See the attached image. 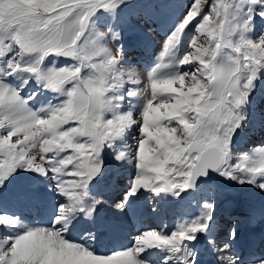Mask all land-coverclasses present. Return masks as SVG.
<instances>
[{
    "label": "rangeland",
    "instance_id": "1",
    "mask_svg": "<svg viewBox=\"0 0 264 264\" xmlns=\"http://www.w3.org/2000/svg\"><path fill=\"white\" fill-rule=\"evenodd\" d=\"M101 2L0 0V179L5 178V169L17 163L26 164L28 159L36 157L38 162L48 163L43 176L52 177L56 186L65 179H72L51 170L59 159L70 153L61 162L67 167L76 159L92 158L87 145L106 138L112 145L100 152L102 170L98 178L112 167H124L123 171L131 176L121 181L131 182L141 171L143 175L137 179L142 182V189L137 191L139 195H132L138 197L140 205L146 199L152 204L154 196L160 195L179 200L189 208L198 204L202 210L203 204L210 201L196 200L198 195L192 194L194 185L184 191L175 187L192 181L190 172L196 155L189 150V144L218 141L228 153V164L223 165L228 170L245 163L251 167L252 161L258 162L261 154L256 152L257 158L248 154L264 148V137L256 133L253 126L256 118L264 121V68L259 70L247 102L240 106L250 67L264 62V19L259 17L258 9L253 13L256 0H195L193 4L192 0H123L113 9L118 16L112 10L99 14L97 11L101 9H97L87 17L89 6ZM135 9L139 14L133 11ZM78 15L86 28L82 37L77 33L72 38L70 26ZM101 17L108 20L107 24L99 23ZM178 24L172 36L175 46L165 54V43ZM94 31L101 32L102 37ZM109 31L113 36L108 40ZM135 39L145 43L142 49L154 43L159 46L153 67H147L145 73L140 70L141 84L130 74L133 66H139L143 59L138 47L136 53L140 58L126 56L130 57L127 58L129 64L126 59L116 64L111 62L119 60L116 47L136 45L132 42ZM64 40L71 42L62 43ZM153 68L155 71L150 76ZM9 69L14 73L12 76H6ZM96 72L99 75L94 77ZM4 79H10L13 85L2 83ZM14 90L20 97L14 95ZM138 93L143 98L139 103L143 101V104L136 107L135 99H131L138 98ZM85 115L90 126H77L74 121L82 120ZM244 116L242 127L232 135ZM72 117L77 120H70ZM49 152L52 153L48 157L50 162L43 161V155ZM60 152L65 153L55 156ZM119 154L123 159L117 161L115 156ZM245 156L250 159L245 161ZM34 173L17 167L12 174L29 179ZM234 175L235 180L218 172L214 174L216 183H210L217 185L216 197L212 199L213 211L223 202L260 201L258 197L263 196L256 178L252 184H240L238 179L247 181L248 174L237 171ZM8 188L11 189L7 185L5 191L0 192L1 199L6 200L4 195H9ZM154 189L162 191L154 193ZM211 194L209 188L206 195L211 197ZM59 198L66 199L63 195ZM200 214L201 211L199 215L188 214L178 221L190 223ZM3 218L0 214V219ZM83 220L87 223L84 228H88L87 217ZM176 224L175 220L174 226ZM238 229L243 230L244 225ZM8 232L0 231V264H23L11 254L17 245L15 238L12 247L4 248L8 241L3 233ZM172 233L158 234L170 236ZM203 235L198 233L191 241L197 243H191L194 249L198 246L196 251L201 249ZM63 236H58L57 240L69 242L64 241ZM134 242H129V248L124 249H131ZM213 244L218 245V241ZM164 253L166 257L178 255L168 249ZM140 259L144 264H154ZM171 259L170 264H174L176 257Z\"/></svg>",
    "mask_w": 264,
    "mask_h": 264
},
{
    "label": "snow or ice",
    "instance_id": "2",
    "mask_svg": "<svg viewBox=\"0 0 264 264\" xmlns=\"http://www.w3.org/2000/svg\"><path fill=\"white\" fill-rule=\"evenodd\" d=\"M123 2V0H102L101 3L97 5H91L88 8L87 17L92 15L97 9H114L116 8L119 3ZM195 2V0H192V4ZM191 4V5H192ZM191 6L189 7V9ZM188 9V10H189ZM259 11L260 18L264 19V2L262 0H256V2L252 6L253 13L256 11ZM186 11V13L188 12ZM81 15H84V13H81ZM205 15V14H203ZM202 15V18H203ZM255 14L252 16V19L250 23H253ZM182 23V21L180 22ZM179 23V24H180ZM176 27L175 31L172 33V35L168 38V40L165 43V54L170 51V48L175 46L172 44V36L175 34L176 30L179 27ZM188 26V25H187ZM71 28V37L75 38L77 33L83 34V30L86 28V24L80 23V16L78 15L76 20L73 21V23L70 26ZM182 34V33H181ZM55 39L54 37L52 38ZM42 42V41H39ZM70 40H64L62 43L68 44L70 43ZM253 47H255V44L253 42ZM11 60V59H9ZM113 64L118 63V60L113 59L111 61ZM180 66H183L181 64ZM261 68H264V62L256 63L253 66L250 67V76L247 78V83L245 84V91L241 97L240 100V106L242 107L249 97V93L252 91V88L254 86V81L258 78V72ZM155 71V68H153L149 75L151 76L152 73ZM14 73L9 69L8 74L6 76H12ZM14 95L19 96L18 92L14 90ZM20 97V96H19ZM22 99V98H21ZM245 120L242 119L238 125L237 128H235L232 131V135L235 133V131L242 127V123ZM229 143L228 141V151H229ZM112 142H109L106 138H101L97 142H92L87 145L89 150L92 153V158L89 159H76L73 161V163L68 164L67 167H63L61 162L65 160L67 156L70 155V153H66L61 159L58 161V165L53 167L51 170L57 174V175H63L65 177H71L72 179H65L61 183L57 185L58 191L61 195L66 197L67 203L61 204L56 209V214L54 216L53 222L56 223L57 227H59V221L61 218H63L64 223L68 224L70 219L72 218L74 212V207L77 204L81 203V198L84 197V189H86L88 183L92 181L95 177H97L102 170V166L99 161V155L105 146L111 147ZM79 151V149H78ZM256 152L260 153L259 161H252V166L249 167L247 163H245L242 167H233L231 166V170H228L227 168L222 167L224 164H228V153L220 154L216 153L213 154L211 159L207 162L211 165L210 167L201 168L198 172V174L195 175L194 179L187 185H177L175 187L180 188V191H184L190 187L193 186L194 182L198 177L205 176L209 173V171L218 172L221 176H225L227 178L231 179H237V177L234 175L237 171H241L243 173L248 174L247 181L245 179H238V183L244 184L245 182L252 184L254 182V179L258 175H264V148L255 150ZM61 153L56 154L55 156H59ZM49 154H52L51 152L45 153L42 157L43 161L50 162L48 157ZM115 159L117 161H120L123 159V156L121 154L116 155ZM245 161H248L250 158L249 156L243 157ZM48 163H40L37 161L36 157H31L27 160V163H17L11 168L5 169L6 176L3 179H0V186H3L4 181L10 176L17 167L25 168V170H31L40 174H45L47 169L45 165ZM143 175L141 171H138L135 175V177L131 180L130 183V189L129 192L125 194L124 199L119 202L118 208L120 210H123L125 207V204L127 202V199L129 196L134 195L139 189H142V182L137 179L138 176ZM259 187L264 190V183H261ZM144 190H148L146 186H143ZM174 190V189H173ZM161 189H154V193H160ZM94 203H99V201H94ZM95 207L92 208V211ZM212 212H213V204L211 202H206L202 206L201 214L200 216L191 221L190 223L180 224L177 226V230L174 231L170 236H162L158 234L156 231H146L143 234L135 237L134 246L125 251H119L114 252L115 253H121L125 256L130 258V264H144L143 260L139 259L140 254L146 251L150 248H167L171 253H179L181 249L184 247L185 241H193L196 239V234L198 233H204L208 229L209 223L212 219ZM7 215V214H5ZM13 218V217H12ZM14 219V218H13ZM256 217L253 215L249 218L250 223H255ZM3 227V226H0ZM56 229L54 228L53 231ZM63 236V233H61ZM3 236L7 237V243L4 244L5 249H9L14 242V235L13 233H3ZM64 238V236H63ZM65 239V238H64ZM237 239V233L235 230L230 231L229 233V240L232 242H235ZM149 241H158L156 243H150ZM211 243V241H210ZM82 247H84L88 252H90L94 256H100L94 254V252L90 249L88 246L87 240H82L80 243ZM229 245L226 243L222 248H216L215 245H213V250L218 254V260L220 264H264V252H258L255 248V246H250L246 255L241 259V257L237 254L235 258H233V255H227ZM111 254V255H112ZM102 256V257H107ZM195 254L192 252H186V254L181 259V264H195L194 259Z\"/></svg>",
    "mask_w": 264,
    "mask_h": 264
},
{
    "label": "bare ground",
    "instance_id": "3",
    "mask_svg": "<svg viewBox=\"0 0 264 264\" xmlns=\"http://www.w3.org/2000/svg\"><path fill=\"white\" fill-rule=\"evenodd\" d=\"M174 14L176 15V13H174ZM107 18H108V16H107ZM100 20H101V21H99L100 24H107L106 21H108V20L104 19V17H101ZM105 28H107V26ZM99 30H101V28ZM108 34H109V37L107 36L108 37L107 39L108 40L112 39L113 34L111 32ZM146 49L149 50L150 47H146ZM117 65L119 66V64H117ZM149 66L151 67L152 65H147V67H149ZM136 71H138V72H136ZM139 73H140V70L138 67H133V69L130 71V74L133 75V77H135V80L141 84L142 78L140 77L141 75ZM138 83H136V85ZM147 89H148V87H147ZM140 91L141 90L139 87L138 92H140ZM153 92H155V91H153ZM139 94L140 93H138V96H139ZM153 98H154V96H153ZM134 99L136 101V103L135 102L133 103L134 106L139 105L140 100L137 97L136 98L134 97L131 100H134ZM142 102L143 101H141L140 106H141V104H143ZM148 105H149V103H148ZM116 181H115V184H117ZM214 181L215 180H211L208 182H198L195 185V187H196L195 189L197 191H199V189H202L201 191L203 192L206 190L205 187L211 185L210 183H212ZM36 183L38 184L39 182H36ZM7 184L10 186L11 189L8 188L9 190L7 191V193H9V195L5 194L4 198L6 200H3V201L11 202L12 200H10V198H9L10 196H11V198H13L18 193H23L24 198H25L24 203H23L24 208L28 207L29 205L34 206L35 204H37L39 208L43 209L44 205H46V203H42L38 197L35 200L33 199V196L30 193L31 192L30 186H33V183L29 184L27 181H16V180L11 179V177H8L7 178ZM261 192H262V194H264V190L261 189ZM162 198H164V197H162ZM129 203L131 205L133 203V201L130 200ZM134 203H135L134 208H137V203L135 201H134ZM159 203L162 204L163 201L159 200ZM243 204L249 206L251 209H255L250 203H248V201H247V203H243ZM77 206H78V210H79L80 214L77 216H74L75 214H73L72 218L69 221L70 224H74L72 231L70 229L64 230L61 228L62 225L63 226L69 225V223L68 224L64 223L63 218H61V220L59 221L60 226L57 227V224L55 222L52 223L54 216H48V213H45L44 211H41L40 216L38 214H35L31 218V220H27L28 225L22 224L21 222H19L17 220L15 222V221H13L14 219L8 220L6 217L3 219H0V226H3V227H0V231L8 230L9 231L8 233H13V235L16 236L15 239L17 240V245L15 246L16 248H14V252L10 251L11 254L14 253L17 261H21L23 264H130V258L125 256L124 254H121V253L112 254V255L109 254V256H107V258L102 257L103 255L94 256L90 252H88L84 247H82L80 244L75 245V244H70V243H60L57 240V237L60 236L61 233H63V235H66V238L68 235H70V236H75V237L77 236L80 238V240L81 239L87 240L86 239L87 235H83V233L79 234V232L87 230V228H84V226L87 225L86 221L83 220V217H85V216L88 219V227L89 226L91 227L90 231H89V235L93 236V241L95 240V238L99 239L100 233L103 232L104 230H106L105 224H101V226H100V225L94 224L91 221V219H94V216L91 217L88 210H87V214H86V208L88 206L86 201L81 202ZM36 208H37V206H36ZM9 209H10V206H7L5 208H0V211L1 212L2 211L8 212ZM17 213L19 215H22L24 218H26L30 215L29 213H28V215H25L24 211H20V212L17 211ZM8 214L10 216L14 215L12 212H10ZM75 218H76V220L74 223L73 220ZM93 226H94V230H93ZM54 228L56 229L55 231H53ZM250 228L255 233L264 230V226L260 227V226L252 225V226H250ZM96 231H99V232H96ZM95 233H97V234L94 237ZM114 236H116V235H114ZM64 238H63V240L65 241ZM204 239H206V238H204ZM212 240H213V236H212L211 230H209L207 232V247L204 248L203 252L201 251V249H199V251H196L193 248V244L188 243L181 249V252H179L178 255L176 256V262L175 263L181 264V259L186 254V252H192L195 254V256H194L195 264H213L211 257H210L211 254H210V252H208V249H207V248H210ZM81 241H79L77 243H80ZM116 241H117V239H116ZM210 241H211V243H210ZM226 241H228V239H226ZM87 242H88V240H87ZM149 242L155 243L153 241H149ZM119 243L125 245L127 243V241L119 239ZM88 245H90V244L88 243ZM90 249L94 252V254L97 252L95 245L90 247ZM156 249H158L161 253H164L166 248H150V249H147L146 251H144L143 253H141L140 256H143L146 253H152V251H156ZM211 249L213 250V248H211ZM112 250H113L112 246L109 247V246L105 245L103 253L104 252L110 253ZM211 253L213 255L215 253V251H211ZM213 259H214V261L217 262V259L215 257H213ZM163 261H165V259H163ZM216 264H218V263H216Z\"/></svg>",
    "mask_w": 264,
    "mask_h": 264
},
{
    "label": "water",
    "instance_id": "4",
    "mask_svg": "<svg viewBox=\"0 0 264 264\" xmlns=\"http://www.w3.org/2000/svg\"><path fill=\"white\" fill-rule=\"evenodd\" d=\"M191 150L198 153V156L196 158V163L193 166L192 174H191L193 179L195 175L198 174L201 168H206V167L211 166L207 161L211 159L213 154H216V153L224 154L223 150L216 142L206 144L202 147H200L196 143H193L191 145ZM214 173L215 172L213 171H209L207 175L198 177L196 181H208L211 179Z\"/></svg>",
    "mask_w": 264,
    "mask_h": 264
}]
</instances>
